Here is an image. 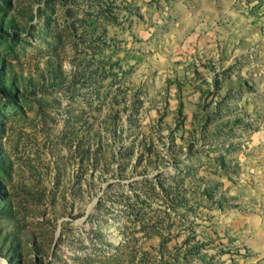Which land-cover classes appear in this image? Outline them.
<instances>
[{
	"label": "rangeland",
	"instance_id": "obj_1",
	"mask_svg": "<svg viewBox=\"0 0 264 264\" xmlns=\"http://www.w3.org/2000/svg\"><path fill=\"white\" fill-rule=\"evenodd\" d=\"M0 264H264V0H0Z\"/></svg>",
	"mask_w": 264,
	"mask_h": 264
}]
</instances>
